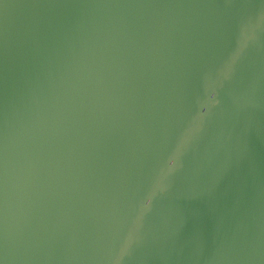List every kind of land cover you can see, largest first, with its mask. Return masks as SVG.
<instances>
[{"label": "water", "instance_id": "water-1", "mask_svg": "<svg viewBox=\"0 0 264 264\" xmlns=\"http://www.w3.org/2000/svg\"><path fill=\"white\" fill-rule=\"evenodd\" d=\"M0 264H264V0H0Z\"/></svg>", "mask_w": 264, "mask_h": 264}, {"label": "clouds", "instance_id": "clouds-1", "mask_svg": "<svg viewBox=\"0 0 264 264\" xmlns=\"http://www.w3.org/2000/svg\"><path fill=\"white\" fill-rule=\"evenodd\" d=\"M170 160L174 161V163H173V165L171 167H168L169 170H171L176 164L175 158H171Z\"/></svg>", "mask_w": 264, "mask_h": 264}]
</instances>
